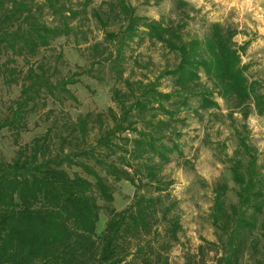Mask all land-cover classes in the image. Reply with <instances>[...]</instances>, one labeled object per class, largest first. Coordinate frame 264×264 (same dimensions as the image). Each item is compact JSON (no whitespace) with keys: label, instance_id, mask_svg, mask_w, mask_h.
Returning <instances> with one entry per match:
<instances>
[{"label":"trees","instance_id":"1","mask_svg":"<svg viewBox=\"0 0 264 264\" xmlns=\"http://www.w3.org/2000/svg\"><path fill=\"white\" fill-rule=\"evenodd\" d=\"M91 1L0 0V75L20 86L0 121V130H13L17 146L10 160L0 151V264H132L130 253L141 264H169L180 224L166 190L171 181L161 169L169 153L180 150L187 125L182 112L201 116L218 107L215 94L243 116L251 102L264 112V92L249 80L230 35L217 24L204 47L182 39L172 21L137 14L126 0H100L104 7H89ZM90 17L104 35L91 43L85 24ZM118 20L117 30L107 29ZM61 37L89 43L87 62L65 74L59 70L61 51L40 56ZM136 37L160 42L174 62L153 79L134 77L125 54ZM82 75L113 81V106L72 118L65 107L78 99L68 85ZM161 78L169 79L167 90L159 88ZM49 101L54 108L43 112L45 131L19 145L28 116ZM72 166L84 175L69 172ZM229 170L235 200L228 199L226 181L214 185L209 215L218 242L199 246L198 264H206L211 251L215 264H264V172L256 147L239 131ZM122 179L135 192L117 210L112 182ZM101 210L106 220L97 230Z\"/></svg>","mask_w":264,"mask_h":264},{"label":"rangeland","instance_id":"2","mask_svg":"<svg viewBox=\"0 0 264 264\" xmlns=\"http://www.w3.org/2000/svg\"><path fill=\"white\" fill-rule=\"evenodd\" d=\"M72 1L75 6L78 5L76 2L79 0ZM126 1L139 15L162 20L164 23L174 22L180 26L182 39H196L204 47L212 26L217 24L230 35L240 66H244L249 80H255L260 91L264 92V0H183L182 3L181 0ZM99 5L104 7L100 0H92L89 7ZM85 24L89 30V43L103 39V27L96 24L93 17ZM121 24L120 20L111 22L107 29L117 30ZM74 42L73 39L58 38L48 48L42 49L40 56L52 57L61 51L59 70L62 74L71 72L78 65L87 62L88 54L89 43ZM125 55L127 71L132 70L134 77L143 79L145 74L153 79L162 68L175 60L174 54L160 42L147 38L141 40L138 37L131 42ZM17 64L23 67L24 62L18 59ZM202 79L205 80L203 75ZM160 81L159 88L167 90L169 79L161 78ZM112 85L113 81L99 82L82 75L76 83L68 85L78 103H67L65 109L72 118L87 111H105L108 106H113L110 98ZM19 93L18 84L7 83L0 75V121L7 116L10 102ZM214 97L219 106L205 110L201 116L182 112L187 117V125L182 128V136L178 140L180 150L169 153V160L162 165L161 173L171 181L166 190L170 191V200L176 202L175 210L180 224L177 239L171 242L167 253L169 264H198L199 246L206 241L218 242V235L209 215L213 201L212 190L217 182L226 181L229 186L228 199L235 200L229 157L237 146L238 131L256 147L258 163L264 172V112L257 113L251 102L245 110L246 116H243L237 109H231L232 102H227L216 94ZM47 108H54V105L49 101L47 107L37 109L28 116L27 127L21 130L17 138L19 145L30 142L34 136L45 131L47 121L43 112ZM14 138L12 129L3 127L0 130V151L6 160L13 157L17 148ZM67 169L84 175L77 166ZM112 186L113 206L117 210L123 209L130 203L135 187L123 179L113 181ZM99 218L97 230H102L106 220V214L102 210ZM204 246L208 248L207 245ZM132 254L126 260L133 259L132 264H141L139 258ZM204 261L206 264H215L213 251L206 254Z\"/></svg>","mask_w":264,"mask_h":264}]
</instances>
